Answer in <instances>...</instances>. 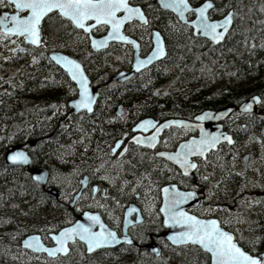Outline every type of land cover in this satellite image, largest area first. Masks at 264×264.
<instances>
[{
    "label": "trees",
    "instance_id": "16d2710c",
    "mask_svg": "<svg viewBox=\"0 0 264 264\" xmlns=\"http://www.w3.org/2000/svg\"><path fill=\"white\" fill-rule=\"evenodd\" d=\"M131 1L141 6L149 27L135 24L126 32L140 43L144 53L150 47L148 29H156L168 54L125 83L108 85L107 81L113 73L129 69L130 47L111 44L104 51L93 52L87 37L57 13L46 18L39 48L27 47L20 39L0 33V47L5 48L0 50V264H127L123 250L52 260L20 249V239L31 230L46 235L48 225H59L54 220L57 203L25 170L3 164L8 147L35 137H48L51 146L80 141L103 146L145 117L190 119L206 109L238 105L253 95L264 100V0H212L234 10L233 26L218 46L193 37L188 27L160 10L154 0ZM202 1L190 0L193 5ZM53 50L76 58L98 87L99 103L92 116L68 112L67 103L75 91L48 59ZM20 69L23 73L14 75ZM118 110L126 113L131 125L115 120ZM58 121H62L59 129ZM254 216L248 224L262 226V244L239 245L247 253L258 255L264 252V205ZM182 249L203 255L196 248Z\"/></svg>",
    "mask_w": 264,
    "mask_h": 264
},
{
    "label": "flooded vegetation",
    "instance_id": "af4514ba",
    "mask_svg": "<svg viewBox=\"0 0 264 264\" xmlns=\"http://www.w3.org/2000/svg\"><path fill=\"white\" fill-rule=\"evenodd\" d=\"M154 1L156 5V0ZM202 2L191 5L195 7ZM129 4L141 7L140 5L133 4L131 0H129ZM156 6L158 7V5ZM216 11H218L217 3L215 8L209 14L210 19L221 18L224 14H226L228 9H226V5H224L220 14H216ZM15 12L16 10L14 9V6L10 3L6 1L0 3V14H12ZM26 13L27 12L22 11L19 12L18 15L19 17H24ZM143 13L145 15L144 11ZM170 14L178 21L175 15L172 13ZM145 17L147 20L146 24H140L137 21H132L123 27V33L132 38L126 32L127 28L134 29L135 24L149 27L147 16L145 15ZM187 17L191 20L194 15L189 13ZM45 20L46 18L42 21L40 26L41 41L38 47L25 44L22 37L4 36L20 39V41L27 47L33 49L39 48L43 45L42 29ZM69 24L76 31L84 34V36L88 39L87 34L81 30H77L70 22ZM87 24H91V22H88ZM188 28L192 34V29L190 27ZM154 30L156 29H148V32L150 33V47L146 52L143 53L141 51V45L138 43L141 57H145L152 48L151 34ZM106 31L107 28L105 26H98L91 30V34L94 37H100L104 35ZM111 44L119 45V43ZM3 49H5L4 46H1L0 50ZM130 50L131 62L129 69L131 68L132 63L131 47ZM166 53L168 54L167 48ZM164 59L154 64H158ZM0 71H3L1 63ZM62 72L67 77L68 82L74 87L75 95L70 98V100H72L77 97L76 86L69 80L67 74L64 71ZM16 73L21 75L23 71L22 69L16 70L14 75ZM6 79L9 80L10 77L7 76ZM20 81H22V79H20ZM15 82H18V80H15ZM107 83L108 85H111L115 82H110L108 79ZM90 85L97 88L98 91V87L93 85L91 80ZM99 98L100 95L98 91L96 105L99 103ZM68 112L72 115H78V117L92 116L94 113L93 111L91 115H87L84 112L77 114L71 112L70 110ZM199 113L193 115L190 119H180L193 121L194 117ZM235 114L238 115L235 116ZM116 115L117 118L115 120L127 123L126 113L118 110ZM252 115L255 114L242 115L237 111H234L229 117L223 120L221 122L223 130L232 136L234 145L229 146L227 144H221L215 152H211L206 155L205 159L191 158L190 162L194 163L196 168L191 174L187 175L184 174L185 170L180 168L175 163L169 162L166 159V156L176 152L177 147L181 142L197 136L198 133L193 127H170L163 130L157 136V143L153 148L139 147L130 142V139L135 135L132 132V128L141 119L135 121L132 125L127 123L131 126L125 134L119 136L110 144H103V146L102 144L89 143L86 141L76 143L62 142L61 144H58V146H51V143L48 141V137L33 138L32 141H35L33 146H30L27 142L20 144L22 145V148L28 152L31 158L32 164L30 168H46V171L48 172L46 190L54 187L59 192L58 199H55L46 193L48 197H51L57 203L55 216H57V214L58 216L54 217V220L59 222V225H48V233H56L62 228L73 224L78 216L84 212H92L99 214L104 224H106L108 228L115 233L117 239H120L123 236V221L126 210L127 208L133 206L127 219V225L131 226H129L126 231L133 244L121 243L116 247L100 251L111 250L119 252L123 250L126 252L127 264H146L150 261H154V263L157 264V261H160L167 248L178 249L195 247L193 245L172 247L162 236L163 233L168 230L164 226L163 217L160 213L162 205V188L166 186H175L177 190L182 193H193L191 197L182 202L187 214L201 220L216 219L220 228L233 235L236 243L245 247L259 246L262 244V226L249 224L240 225V221H243L244 219L245 223H248V219L250 217L253 219L255 217L254 214H256L257 211H259L264 205V174H258L256 179L252 181L253 183L249 186L248 181H245L243 178L244 174L242 173L233 172L227 174L222 166H217L216 168H221L218 170H213V168L210 167L212 156L218 155L222 152V150L228 149L229 151H233L236 149L237 145L242 143L244 140L243 134L238 129L237 125L239 123L241 124L243 116L246 117ZM66 117L68 116L66 115ZM149 118L157 122V125L150 129L147 128L146 132L142 133V136L144 137H151L157 130L158 126L164 121L178 117ZM61 123L62 121L57 122V129L60 128ZM66 126H68V124H66ZM240 126L241 128H244L243 125ZM179 133H182V135L180 137L176 136ZM117 141H121L122 143L118 148H115V143ZM113 149H115V151H113ZM244 157H246V161H244ZM252 157L253 156L249 153H246L241 159L244 164H247L249 159H252ZM15 168L22 171L25 170L27 172L26 168ZM53 176H70L71 178H74V189H72L68 195L64 197L60 186L52 181ZM115 178L123 179L122 184L124 185H122L121 189H116L114 184ZM93 189H95V191H93ZM75 197L77 198L75 199ZM62 217L65 218V220H63ZM139 220H141V222H137ZM40 235L45 245H52V242L49 238H46V235ZM75 245H79V248L82 250H80V254H85L84 246L76 241L70 245L69 256L64 258L71 257L72 250ZM150 246L158 247L160 250V256L156 257L151 251ZM40 255L46 258L45 255ZM61 259H63V257L58 256L52 260ZM75 259L77 258L74 257V260Z\"/></svg>",
    "mask_w": 264,
    "mask_h": 264
},
{
    "label": "snow or ice",
    "instance_id": "6c2138e0",
    "mask_svg": "<svg viewBox=\"0 0 264 264\" xmlns=\"http://www.w3.org/2000/svg\"><path fill=\"white\" fill-rule=\"evenodd\" d=\"M3 0H0L2 3ZM161 6L165 9H172L177 12L180 19H184L185 12L194 13L196 19L192 21V27L197 30L193 35L197 33L202 36L210 37L213 42L219 41L224 33L228 30V26L232 23V13L229 12L223 17L221 21H211L206 14L210 9H214V4L211 0H204V3L198 7L191 8L187 3V0H159ZM9 3H13L17 10H27L25 17H18L16 15L11 16L12 27L7 31L14 32L17 35L23 34L26 41H30L31 44L37 45L41 41L40 37V25L42 19L47 13H52L54 10L58 12L60 17L67 18L71 21L73 26L77 29H83L85 33L89 32L90 28H94L96 25L106 26L108 29L107 36H105L99 42L92 40V46L94 48L102 46L109 39H117L124 42L128 41L126 36L121 35L120 29L126 21H130L133 18L139 19L142 23H147L144 15L141 13L140 8L132 7L129 5L128 0H9ZM123 15H118V13ZM86 21H94V24H87ZM5 17L0 16V26H3ZM217 29H223L224 31H217ZM156 47L153 49L152 54L145 60L137 59V67H142L150 63L158 55H164V49L159 39L156 37ZM53 59L60 63L69 72L73 80L80 85V100L77 102L76 107L88 108L89 106L87 97V81L85 80L82 72L80 71V65L67 57L53 56ZM255 99V98H253ZM198 119H204V116L198 117ZM149 124V121L143 122ZM216 137L212 140L199 142L200 145H214ZM225 140L228 143L232 141L225 136ZM119 147V144H117ZM182 150L178 151L175 155L168 156V159L173 160L179 164L181 168L185 169V175H187V169L196 168L194 163H191L187 157L194 154L191 145H182ZM206 148H197L200 154ZM115 151V149H113ZM10 160L25 161L26 158L23 153H16L9 157ZM36 179H40L37 177ZM95 191V189H93ZM165 193L169 189H163ZM193 193H178L173 190V194L166 198V207L161 208L162 212L169 214V219L173 223L183 224L186 227V231L177 234L174 237L175 243H192L198 244L201 248L211 253L213 264H264V259H257L253 256L247 255L239 247L233 243V238L228 233L221 231L217 227L215 220H198L194 216H189L186 213L175 211V206L182 203L187 198L191 197ZM87 216V214H85ZM94 223H98L99 219L96 216L88 217ZM168 222L167 220L165 221ZM103 229V225H101ZM78 234L81 240H86L88 244V251H92L95 247H100L104 243H108L115 239L114 233L111 232H92L89 228H86L80 224H77L74 228L64 229L58 236H53L52 239L56 243V247L53 249H43L47 251L49 255H55L57 253H66L68 248L65 247V242L72 239L73 234ZM32 242H35V247L39 248L38 238L32 237ZM26 247L34 246L33 243L26 240L24 242Z\"/></svg>",
    "mask_w": 264,
    "mask_h": 264
},
{
    "label": "water",
    "instance_id": "95a60500",
    "mask_svg": "<svg viewBox=\"0 0 264 264\" xmlns=\"http://www.w3.org/2000/svg\"><path fill=\"white\" fill-rule=\"evenodd\" d=\"M3 1H6V2L9 3V0H3ZM211 2L214 4V8H215V2L212 1V0H211ZM128 3H129V0H128ZM187 3L189 4V6L191 8H195V7H198L201 4H203L204 1L202 3H200L199 5L195 6V7H193L190 4L189 0H187ZM10 4L14 6V9L16 10V12L15 13H12V14H9V13H1L0 14V16L5 17V22H4L3 26H0V32L2 34H4V35H7V36L22 37L23 40H24V42H25V44L31 45L33 47H38L40 45V43L37 44V45L31 44L30 41H26L25 40L23 34L17 35L14 32L7 31L8 28H11L12 27V22H11V19H10L11 16L16 15V16L19 17V15H18L19 12H22V11L27 12V10H23V9L17 10L15 8V5L13 3H10ZM156 5H158V7L161 10L168 11V12L172 13L173 15H175L177 17L178 21L181 24L190 27L192 29V34L194 32H197V30L192 27V21H194L196 19L194 13H192L194 15V17L191 20H189L188 17H187L189 13L188 12H185L184 19L181 20L177 12L173 11L170 8H168V9L163 8L161 6L159 0H156ZM130 6H132V5H130ZM132 7H138V8H140L141 13L144 15L141 7H139V6H132ZM212 10L213 9H210L206 14L209 16V14H210V12ZM229 12L232 13V23L228 26V30L224 33L223 37L219 41L213 42L210 37L202 36V35H200L198 33L196 35H193V36L194 37H199V38H202V39H206V40H208L214 46H218V45L222 44L224 42L227 34L229 33V31L231 30V28L233 26L234 10L231 9V10L227 11L226 14H224L221 18H218V19H210V17H209V19L211 21H221L223 19V17L225 15H227ZM52 13H57L58 14V12L56 10H54ZM52 13H47L46 16L42 19V21L47 16H49ZM119 14L123 15L122 12L121 13H118V15ZM26 15H27V13H26ZM144 17H145V15H144ZM63 19H65V20H67V21H69L71 23V21L68 20L67 18H63ZM145 19H146V17H145ZM132 21H137L140 24H145V23H142L139 19L133 18L130 21H126L124 23V25H122V27L120 29V33H121V35L126 36L128 38V41H130V42H124V41H120V40H117V39H109L105 44H103L102 46L96 47V48H94L92 46V40L94 39V40H96L98 42L100 40H102L105 36H107L108 29H107V31H106V33L104 35H102L100 37H94L91 34V30L93 28H90L89 29V32H87V33H85L83 31V29H77L76 28L77 30H81L85 34L88 35L89 46H90V48H91V50L93 52H99V51L105 50V49L108 48V46L111 43H119V44H123V45H129L132 48V63H131V68L129 70H121V71H118V72L113 73L109 77V81L110 82H117V83L127 82L128 80H130L131 78H133V76L135 74H137V73H139V72H141V71L149 68L154 63H156V62L164 59L165 56H166V48H165V45H164V40H163L161 34L158 31H156V30L152 31V34H151L152 48H151L150 52L145 57H141L140 56V50H139V44H138V42L123 33V27L127 23H130ZM88 22H91V24H94V21H86V23H88ZM98 26H101V25H96L95 27H98ZM217 31H224V30L223 29H217ZM157 36H159V39H160L161 44L163 46L164 55L163 56H159L158 55L150 63H148V64H146V65L138 68L137 65H136L137 59L145 60V59H147L152 54L153 49L156 47L155 41H156V37ZM53 56L67 57L68 59L73 60L75 63H77V64L80 65V71L82 72L85 80L87 81V85H86V87H87V93L86 94H87V97H88V102H89V106L91 108V111H89L88 108H84V107L77 108L76 107L77 102L80 100V91H81L80 85L75 80L72 79V77L70 76V74L66 70V68H64L60 63H58L56 60L53 59ZM48 58H49V60L55 66H57L62 71H64L67 74L69 80L76 86V89H77V97L68 102L69 109L73 113L85 112L88 115L92 114L93 111H94L95 104H96L97 99H98V91H97V88L92 87L90 85V80L87 77V75H86V73H85V71L83 69L82 64L77 59H75L73 57H70V56H68V55H66L64 53L57 52V51L50 52L48 54ZM253 98H255V99H253ZM261 103H262L261 97L259 95H253V96L248 97L247 99H245L238 106H236L234 104H229V105L223 106V107L218 108V109H215V110H209V109L208 110H204L201 113H199L197 116H195L194 119H193V121H187V120H184V119H169V120L164 121L161 125H159L158 128H157V130L155 131V133L151 137H144V136H142V133L146 132L147 128L150 129V128L155 127L157 125V122H155L151 118H144V119L139 120L135 124V126L132 128V132L135 135L130 139V142L133 143L134 145L139 146V147H149V148H153L155 146V144L157 143V141H156L157 136L163 130L168 129L170 127H177V128L193 127L197 131V133H198L197 136L191 137L188 140L181 142L178 145L176 152L171 153V154H168V155L166 154L167 155L166 156V159L169 162H171V163H175L173 160L168 159V156L175 155L178 151H181L182 150V147H181L182 145H189V144L191 145V147L193 149V152H194V154L189 155L187 157V159L189 161L191 160V158H201V159H205L206 155L210 154L211 152H215L221 144H227L229 146H233L234 145V140H233L232 136L223 130V126H222L221 122L223 120H225L227 117H229L234 111H237L238 113H241V114H253V113H256V112L259 111V106L261 105ZM201 116H204V119H198V117H201ZM145 121H149L150 123L149 124H144L143 122H145ZM225 136H227L232 141V143H228V141L224 139ZM213 137H216L217 138L216 141H215V143H214V145H211V144H208V145H200L199 144V142L201 140L209 141V140H212ZM121 143H122L121 141H117L115 143V148H118L117 147V144L120 145ZM28 144L30 146H33L35 144V141H29ZM197 148H206V150H204L203 151V154L201 155L200 152L197 151ZM18 152L24 154V156L26 158L25 161H16V162H14V161H12V160L9 159L10 156H12V155H14V154H16ZM244 161H246V157H244ZM3 163L7 167H24V168H26L27 171H28V173L30 174L32 180L35 183H37L45 193H47L48 195L54 197L55 199H58L59 192L56 190V188L51 187V188H49V189L46 190V183H47V179H48V172L46 171V168H44V167H34V168H30V166H31V158H30L28 152L22 148V145H12V146L8 147L7 150H6V152H5V154H4V157H3ZM175 164L180 167L179 164H177V163H175ZM194 169L195 168H189V169H187V174H191ZM183 170H185V169H183ZM37 177H39L40 179H36ZM165 188L169 189V191L167 193H165L163 191V189H165ZM173 190H175V192L182 193V192L178 191L175 186H166V187L162 188V205H161V208L167 206L166 205V198L170 197L173 194ZM76 198L77 197H75V199ZM132 207L133 206L127 208V210H126L125 217H124V221H123V223H124V225H123V236L120 239H117L115 233L112 230H110L106 224H104V222L102 221V219L99 216V214L92 213V212H84L83 214H81L80 216H78V218L76 219V221L73 224H71V225H69L67 227L62 228L61 230H59L56 233H50V234H48V238L52 242V245L51 246L45 245L44 242H43V240H42L41 235L38 234V233H31V234L26 235L24 238H22L20 240L19 246H20V248H22L24 250H27V251H30V252H32L34 254H43L46 257L50 258V259H54V258H57L58 256H61V257L68 256V254L70 253V245L73 244V243H75L76 241L79 242L80 244H82L84 246L85 254L86 255H91V254H93V253H95V252H97L99 250H102V249H109V248L116 247L117 245H119L121 243L133 244L132 240L130 239V237L128 236V234L126 232L127 231V228L129 226H131V225H127V219H128V215H129L130 211L132 210ZM175 211H177V212L182 211V212L186 213L185 212V208L183 207V203H179L178 205H176L175 206ZM160 213H161V215L163 217L164 226L168 229L167 231H165L163 233L162 236L170 244V246H172V247H179V246H182V245H193V246H196L203 253H205V254L208 255V257H209V264H213L212 257H211V253L210 252H207L205 249L201 248L198 244H192V243H180V244H178V243H175L173 238L176 237L177 234H179V233H181L183 231H186V227L183 224L173 223L169 219V214H167L166 212H162L160 210ZM85 214H87V216ZM187 215H189V214H187ZM91 216L98 217L99 222L98 223H94L92 220H90L88 218V217H91ZM189 216H191V215H189ZM196 219H198V218H196ZM166 220L168 221L167 223L165 222ZM198 220H201V219H198ZM209 220H215L217 222V227L221 231H223L225 233H228V232L224 231L222 228H220L219 223H218V221L216 219H209ZM204 221H207V220H204ZM137 222H141V220H139ZM77 224H80V225H82V226H84L86 228H89L90 231H92V232H101V231H104V232L114 233L115 239L112 240V241H110V242H108V243L102 244L100 247L93 248V250L90 252V251H88L87 241L86 240H81L80 237H79V235L74 233L73 236H72V239L67 240L65 242V247L68 248V251L66 253H57L55 255H49V253L47 251H44L43 250V249H53V248H55L56 247V243L52 239V237L53 236H58L60 234V232L63 231L64 229L74 228ZM101 225H103V229L101 228ZM228 234L232 236L233 243H235L236 246L239 247L247 255L253 256V257L257 258V259H264V252L260 253L257 256L251 255V254L247 253L246 251H244L234 241V237H233V235L231 233H228ZM32 237L38 238V243H39V248L38 249L35 247V242H32L31 241V238ZM26 240H28L31 243H33L34 246H32V247H26L25 244H24V242ZM150 248H151V251L153 252V254L156 257L160 256V250H159L158 247H156V246H150Z\"/></svg>",
    "mask_w": 264,
    "mask_h": 264
},
{
    "label": "rangeland",
    "instance_id": "374dc122",
    "mask_svg": "<svg viewBox=\"0 0 264 264\" xmlns=\"http://www.w3.org/2000/svg\"><path fill=\"white\" fill-rule=\"evenodd\" d=\"M225 3L218 5V11L223 10ZM252 116H243L241 124L239 123L238 129L243 134V141L236 146V149L233 151L222 150L218 155L212 156L210 161V167L213 170H218L221 168H216L217 166H222L225 169V173H242L245 181H248L249 186L252 184L257 175L264 174V100L262 105L259 107V111L254 113ZM238 114H235L237 116ZM240 125H243L244 128H241ZM258 127V128H257ZM182 133H179L176 136H181ZM246 153H249L252 157L250 158L247 164L242 162V156ZM224 155V156H223ZM138 168V167H137ZM123 179H114V184L116 189H121ZM52 181L58 186H60L64 197L74 189L75 179L70 176L64 177H52ZM123 189V188H122ZM56 215V214H55ZM54 217H57L55 216ZM151 216V214H150ZM61 218V217H60ZM63 220L65 218L62 217ZM68 219V218H67ZM240 225H248L243 221H240ZM34 231L31 230L30 233ZM49 231H46V234ZM79 245H75L72 250L71 258L77 257L80 254ZM196 254V255H195ZM206 260L202 255H199L197 252L178 249H166L165 253L161 257L160 261H157V264H206ZM146 264H155L154 261L147 262Z\"/></svg>",
    "mask_w": 264,
    "mask_h": 264
}]
</instances>
